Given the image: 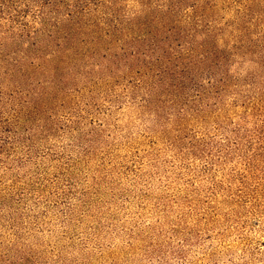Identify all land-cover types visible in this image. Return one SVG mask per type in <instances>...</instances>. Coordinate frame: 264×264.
<instances>
[{
  "label": "rangeland",
  "instance_id": "rangeland-1",
  "mask_svg": "<svg viewBox=\"0 0 264 264\" xmlns=\"http://www.w3.org/2000/svg\"><path fill=\"white\" fill-rule=\"evenodd\" d=\"M227 1L217 47L189 25L160 57L143 17L50 45L57 9L115 24L141 0H0V89L34 106L0 162V264H264V0Z\"/></svg>",
  "mask_w": 264,
  "mask_h": 264
},
{
  "label": "trees",
  "instance_id": "trees-1",
  "mask_svg": "<svg viewBox=\"0 0 264 264\" xmlns=\"http://www.w3.org/2000/svg\"><path fill=\"white\" fill-rule=\"evenodd\" d=\"M191 1V2H190ZM230 1H238V0H230ZM246 1V2H245ZM254 0H244L241 2L243 6L249 5V2ZM155 1L153 0H141L142 5H144V10L141 13H145L144 16H137L134 19L123 20L121 17L117 18V22L115 24H108L103 22V19H99L96 15H92V17L88 18L84 15L83 12H70L67 13V18H64L61 13V9L56 10L57 22L53 25V30L49 32L48 37L52 40L50 41V45H54L52 42L60 41L64 42V44H68V42H82L87 36L93 37L95 40V46L103 43L104 41H111L116 33H119L120 30L117 27L120 25H138L136 20L139 21V18L142 19L140 22L139 28L144 29L145 38L151 43L150 52H160V57H167L174 51V47L171 45V40H178L180 38H189L188 29L189 25H193L194 27H203L201 30V37L204 39L205 43L215 44L217 43L216 37L221 33L219 30V25H214L217 20L215 19V13H212V10H207L206 7L209 6L208 3H212L214 5H219L223 3H227V0H172L169 4L167 12L163 15H154L149 12V10L154 9L153 6ZM187 2L193 3L194 7L191 11H182L183 6L187 4ZM208 2V3H207ZM220 2V3H219ZM189 3V4H190ZM198 3V5H196ZM219 3V4H218ZM210 7V6H209ZM212 8V7H211ZM86 12V11H85ZM135 20V21H134ZM151 23H156L158 26L153 28H145L149 27ZM175 24L176 27H171L172 24ZM116 28V29H114ZM223 28V27H221ZM64 33L63 38L59 36H55ZM170 34L167 36V34ZM38 35V34H37ZM45 34H39L38 37H43ZM55 37V38H54ZM108 37V38H105ZM111 37V38H110ZM143 37L139 38L138 42H142ZM146 41V40H145ZM41 40L37 42V46L41 44ZM191 43H187L186 47H188V51L190 56L192 54L197 55L198 46L195 44L188 45ZM169 45V46H168ZM204 46V45H202ZM217 47V46H216ZM138 53V52H137ZM134 55V54H133ZM181 57V55H178ZM24 58L18 60V62L23 63ZM10 60V55L6 52L0 54V61H3L5 65L8 64ZM24 68V65L21 69ZM227 64H225V70L223 73L227 72ZM13 71L15 68L12 69ZM12 71V72H13ZM11 72V73H12ZM14 93L10 89H0V162L3 156L7 157V160L3 161L2 164H10L16 162L19 158L20 152H27L24 155L30 153L29 150V138L25 137L24 128L22 126V122L25 120V110L33 104L29 102L27 105H21L15 101L13 98ZM34 106H31V109ZM18 162V161H17ZM1 206V205H0Z\"/></svg>",
  "mask_w": 264,
  "mask_h": 264
}]
</instances>
